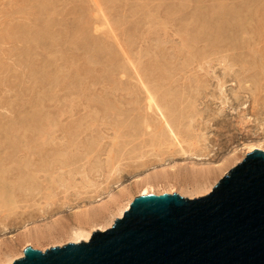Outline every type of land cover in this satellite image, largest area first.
<instances>
[{
    "label": "rangeland",
    "instance_id": "374dc122",
    "mask_svg": "<svg viewBox=\"0 0 264 264\" xmlns=\"http://www.w3.org/2000/svg\"><path fill=\"white\" fill-rule=\"evenodd\" d=\"M262 143L264 0H0V262Z\"/></svg>",
    "mask_w": 264,
    "mask_h": 264
},
{
    "label": "water",
    "instance_id": "95a60500",
    "mask_svg": "<svg viewBox=\"0 0 264 264\" xmlns=\"http://www.w3.org/2000/svg\"><path fill=\"white\" fill-rule=\"evenodd\" d=\"M12 264H264V152L254 150L199 198L137 196L88 242Z\"/></svg>",
    "mask_w": 264,
    "mask_h": 264
},
{
    "label": "bare ground",
    "instance_id": "6f19581e",
    "mask_svg": "<svg viewBox=\"0 0 264 264\" xmlns=\"http://www.w3.org/2000/svg\"><path fill=\"white\" fill-rule=\"evenodd\" d=\"M257 145L256 146H254V145L251 146L250 145L249 148H248L249 150L247 149L248 150V153H251V152H253L256 149L257 150H262L264 152V144L262 143V144H259L258 146ZM240 161H241L240 158L237 159L236 160V163H234V166L236 164H238ZM211 170H213V169H211ZM210 171H208V169H207V171L204 170V172L201 171L199 177L201 179H203V182L202 181H199V183H196L197 184V185H195L196 188L194 186V188H195L194 189V192L196 194H198V195L199 194L206 195V194L210 193L212 191V189L214 188V186L216 184V179L213 182L209 181L211 179V178L208 177V174L209 175L211 174V173H209ZM208 178H209V180H208ZM165 193L172 194L173 192L172 191H167ZM148 194L160 195V193H156L154 190H152L150 188H144L142 191H140V193L138 194V196H144V195H148ZM133 200H134V198H129L128 197L126 199L125 203H117V201H116V203L119 204V205H117V207L114 209V211L112 213H110V211L112 210L111 207H110L111 210H110L109 207L106 208V210L109 211V213L111 214L109 218L107 217V219H105L106 217L104 218L103 212L98 211V210H93L91 212H88L86 215H80L79 214V216L76 218V222H77V223L75 222L76 223V226H74L72 228L70 227V229L67 228V229H69L68 230L69 232L68 231L67 232L69 233V235H68V236H70L69 238H71V243L88 242L94 232H97V231H102L103 232V231L107 230L108 228H111L112 225L114 224V221H116V219L122 218L124 212H126L129 209L130 204H131V202ZM102 218H103V220H102ZM99 220L100 221H104V222L103 223L102 222L101 223H98ZM67 232L65 233V235L68 234ZM43 234H44V232L41 235H43ZM39 240H41V239H39ZM39 240L37 239L36 241H39ZM3 256H4L3 258H5V259L2 260V262H0V264H12L15 260H18V259H14V256L12 254L10 256L9 253H7V254L4 253ZM23 257H24V254L22 252V253L19 254V257L18 258L21 259Z\"/></svg>",
    "mask_w": 264,
    "mask_h": 264
}]
</instances>
